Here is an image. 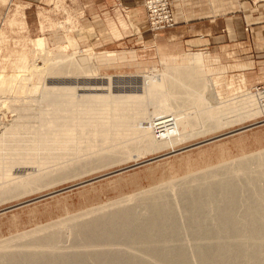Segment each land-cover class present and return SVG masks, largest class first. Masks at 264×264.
Masks as SVG:
<instances>
[{
    "label": "bare ground",
    "instance_id": "obj_1",
    "mask_svg": "<svg viewBox=\"0 0 264 264\" xmlns=\"http://www.w3.org/2000/svg\"><path fill=\"white\" fill-rule=\"evenodd\" d=\"M30 42L38 50L46 46L44 38ZM83 56L67 55L66 60L57 55L56 59L68 61L65 67L54 63L57 68H46L47 61L45 68L36 67L39 72L35 59L27 62L23 56V64L17 67L20 80L0 79V106L13 109L0 111V203L38 191L46 182L52 184L53 178L55 182L68 177L74 166L70 163L66 168L71 156L74 162L83 153L88 156L78 157L83 162L72 169L76 174L88 166L121 162L177 139L218 130L226 124L224 116L233 114L235 108L264 107L258 94L248 89L243 74L239 75L237 100L212 102L210 91L222 89L223 82L211 77L204 53L178 54L179 64L167 56L160 60V72L121 79H101L94 67L84 68L81 62L87 65L90 59ZM66 68L69 74L78 75L67 80L68 75L63 76ZM44 72L51 75L46 78L63 80L43 79L52 94L44 101L47 112L35 116L33 83L35 77L41 81ZM16 91L25 97L19 99ZM172 108L178 110L171 113ZM158 111L169 116L165 120L176 114L181 119L171 122L185 123L188 128L174 125L163 130V118L156 119L161 115ZM145 114L158 117L146 123ZM35 126L41 132H35ZM36 138L47 141L39 143ZM105 145L112 146L111 150ZM91 147H96L91 156L89 151L82 153ZM98 149L106 151L95 153ZM59 163H66L65 167ZM52 166L60 167L52 174ZM217 166L189 179L168 182L158 195L153 186L0 240V250L22 248L21 258L4 250L8 254L0 256V264H264V184L260 183L264 182V150ZM209 176H214L213 182L201 183ZM174 202L184 209L183 217L178 216ZM143 204L146 207L139 209ZM182 230L192 237V245L181 244ZM61 231L64 237H74L75 249L59 246Z\"/></svg>",
    "mask_w": 264,
    "mask_h": 264
},
{
    "label": "rangeland",
    "instance_id": "obj_2",
    "mask_svg": "<svg viewBox=\"0 0 264 264\" xmlns=\"http://www.w3.org/2000/svg\"><path fill=\"white\" fill-rule=\"evenodd\" d=\"M91 7L92 5H87L84 0H0V79L8 77V81H10L11 78L16 77L15 80H20L22 77L18 74L17 67L18 65L21 67L20 64H23L20 61L23 56L27 62L35 59V70L38 71L39 69H43V67L45 68L47 61L49 62L46 68L50 65H54L53 67L57 65V67L63 68L67 64L66 62H68L66 60H69L67 55H84L83 57H87L88 60L90 59L89 64L92 66L89 67V64L86 65V63L81 62L84 68L93 69L94 67L98 77H101V79H121L138 75H154L163 69L160 60L167 56L176 59L179 64L180 59H178V54L162 53L154 45L151 48L140 42H137L135 48H125L119 44L116 46L107 45V41H119L130 33V23L121 11H118L116 14H108L104 19L97 18L95 11ZM119 9L120 7H117V10ZM136 32L141 33V29L136 28ZM147 34H150L154 39L157 38L149 29ZM38 38H44L46 41V46L43 50H38L37 46L35 45L34 47L30 42L36 41ZM21 54L22 57H20ZM254 54L258 58L264 56V52L261 51ZM57 55L58 58L61 56V58L66 60L61 59L62 62L60 59H56L55 56ZM204 57L208 61L206 63L208 65L207 69L211 72L213 71L211 77L220 78L223 82L222 89L217 88L213 92L210 91V95L213 98L212 102L227 101L228 103H233L239 95L238 87H240L241 83L239 75H245V72L241 71L247 70L249 65L245 63L224 65L219 59L213 58L210 54L204 53ZM52 58H55V60L53 61ZM53 67L50 69H53ZM67 70V68L64 70L65 73L63 75H68L67 80L74 79L78 75L77 72L75 76L69 74L70 72ZM2 73L4 74L2 75ZM48 74L46 72V75ZM44 75L45 72L41 81L37 79L38 77H35L33 83L36 92L34 93L35 96L32 95L35 98V116L47 112L48 107L45 106L44 101L48 98V93L52 94V91L47 86L50 82L49 80H63V78H57L56 80L53 77L51 79L50 74V77L46 78L47 76L45 75V78H43ZM246 76L247 87L249 90L251 89V93L255 94L252 91L255 85L248 83V76ZM231 78H233L236 85L232 83ZM253 78H255V75H253ZM43 79L49 82L47 83ZM65 79L66 77H64ZM38 82L40 86H38ZM45 84L46 86H44ZM16 94L19 99L25 97L23 92L16 91ZM0 107H2L0 111H4V108H7L5 106ZM256 108H243L242 110L235 108L233 114L224 116L223 119L226 121V124L218 130L207 132L204 135L189 140L177 139L173 143H166L159 150H157L158 147L151 148L149 153H142L139 156L133 154L132 158L121 160V162L113 161L107 163V165L88 166L79 173L76 172V174L74 173L75 169L74 171L72 169L76 168L78 164L80 165V162L84 160L83 157L87 156L86 153V156H83V152L89 151V156H91V149L96 147H91L90 150L89 148L84 149V151L81 150L83 154H79L81 157L77 156L80 159L82 158V161H77L78 157L74 153L75 157H77L75 159L76 164L73 161L74 156L69 158L74 163L71 160L68 161L69 164L59 163L62 166L66 164V168L70 163L74 165L70 167V169L73 167L71 169L72 174L69 171L71 175L68 177L64 176L65 178L61 180L59 178L55 182L54 180L57 178H51L54 183L52 182V184L47 186L49 183L46 182V185L42 186L38 191L24 193L25 195L12 197L13 199L10 197L1 201L0 240H6L14 234L31 231L37 226H44L53 221H58V219H64L66 216L78 214L88 208L133 195L139 190H151L149 188L153 186H156V194L158 195L168 182L189 179L194 173L195 175H201L208 169L218 167L217 165L235 161L243 156L264 150V123L262 124L264 122V111H261L264 107ZM7 109L11 112L13 110L12 108ZM163 109H165V106L161 107V110ZM177 110L172 108L171 113ZM158 112L160 113L161 111ZM156 117L158 116H149L148 114L142 116L146 123L150 121L149 119ZM168 117L161 114L159 118H156H163L160 124L166 127L163 130H170L174 125H183L188 128V125L185 123L171 122L174 119H181L176 114H173L169 120L164 119ZM227 121L235 122L227 123ZM247 127L251 128L241 131V129ZM39 129V127L35 126V132H41ZM233 132L236 133L229 135ZM36 139L39 143L47 141V138ZM111 147H106L105 145L104 148H109V151ZM105 149L100 151L98 149L94 152H104L106 151ZM69 150L77 152L76 148L75 150L73 148ZM53 168L51 170L52 174L57 169ZM49 170H46L48 171L47 173H50ZM255 175L258 176L259 174L255 173ZM213 177H204L201 183L209 185V183L213 182L211 180ZM260 183L264 184V182ZM197 187L192 191L195 192ZM175 203H172V205ZM245 206L242 205L241 207L244 208ZM145 207L146 205L143 204L139 209ZM174 207L179 209L178 212L180 214L178 213V216L181 215L183 217L185 211L182 206L177 203ZM181 221L184 224V220L181 219ZM62 231V234L60 233L62 242L59 243V246H67L66 248L70 249V251L75 249L76 243L73 241L74 237L69 238L67 235L64 237L62 235L65 232ZM182 232L180 237L182 240L181 244L192 245V237L185 233V230H182ZM17 244L20 245L22 243ZM20 248L17 245L16 249L13 250H6L4 248L7 252H15H8L9 254L1 249L0 256H5L6 254L10 256L11 253V256L21 258L22 248Z\"/></svg>",
    "mask_w": 264,
    "mask_h": 264
},
{
    "label": "crops",
    "instance_id": "obj_3",
    "mask_svg": "<svg viewBox=\"0 0 264 264\" xmlns=\"http://www.w3.org/2000/svg\"><path fill=\"white\" fill-rule=\"evenodd\" d=\"M84 1L92 5L97 18L118 11L127 17L130 33L119 41H107V45L135 48L140 42L165 54L206 53L224 65L248 64L241 71L250 77L246 76L248 83H264V56L254 54L264 52V0H171L176 26L156 39L147 34L143 0Z\"/></svg>",
    "mask_w": 264,
    "mask_h": 264
},
{
    "label": "built area",
    "instance_id": "obj_4",
    "mask_svg": "<svg viewBox=\"0 0 264 264\" xmlns=\"http://www.w3.org/2000/svg\"><path fill=\"white\" fill-rule=\"evenodd\" d=\"M143 1L148 16V29L155 37L176 26L171 0ZM252 91L258 94L261 105H264V83L253 87Z\"/></svg>",
    "mask_w": 264,
    "mask_h": 264
},
{
    "label": "water",
    "instance_id": "obj_5",
    "mask_svg": "<svg viewBox=\"0 0 264 264\" xmlns=\"http://www.w3.org/2000/svg\"><path fill=\"white\" fill-rule=\"evenodd\" d=\"M263 123H264V122H262V124H263ZM260 124H261V123H260ZM251 127H252V126H251ZM251 127H247V128L241 129V131H242V130H246V129L251 128ZM236 132H238V131H236ZM236 132L230 133L229 135L234 134V133H236Z\"/></svg>",
    "mask_w": 264,
    "mask_h": 264
}]
</instances>
